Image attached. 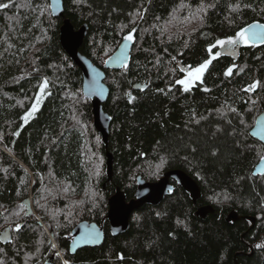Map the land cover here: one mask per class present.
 Segmentation results:
<instances>
[{
	"label": "trees",
	"instance_id": "16d2710c",
	"mask_svg": "<svg viewBox=\"0 0 264 264\" xmlns=\"http://www.w3.org/2000/svg\"><path fill=\"white\" fill-rule=\"evenodd\" d=\"M62 1L63 16H53L49 0H0L9 4L0 9V231L12 233L0 241V264L50 256L65 264L59 250L67 264H100L95 256L110 248L116 264H264V247H256L264 245V174H252L264 145L249 134L264 109V42L243 43L237 58L219 45L207 51L264 23V0ZM64 19L76 29L87 24L79 51L101 68L122 37L135 40L127 66L104 69L105 145L81 70L60 40ZM205 60L212 62L184 91L178 62L194 69ZM174 169L197 181L200 197L172 180L159 204L140 206L127 230L111 235L108 198L120 189L130 199L137 176L155 181ZM81 220L102 222L104 240L71 253Z\"/></svg>",
	"mask_w": 264,
	"mask_h": 264
},
{
	"label": "water",
	"instance_id": "95a60500",
	"mask_svg": "<svg viewBox=\"0 0 264 264\" xmlns=\"http://www.w3.org/2000/svg\"><path fill=\"white\" fill-rule=\"evenodd\" d=\"M50 12L53 16H63L64 7L62 0H49ZM249 26H264L262 22H253ZM254 31L260 34V39L248 40L250 43L259 44L264 42V28L254 27ZM87 32V24L83 23L78 29L64 19L63 24L60 26V40L63 48L72 61L80 68L82 75V93L85 97L91 99V109L93 116V125L100 133L101 140L105 144L108 142L110 116L104 109V103L109 95V87L105 83L104 69H120L127 66L131 50L134 45V37L132 33H128L122 37L118 46L104 61L103 68L97 66L90 58L79 51V47ZM131 39H125L127 36ZM247 35V34H246ZM242 46V41L237 40L234 44H225L220 47V54L237 58ZM119 57V59H117ZM179 69L189 76V65H183L178 62ZM133 87H144V85L134 84ZM249 134L260 141L264 145V109H262L257 116ZM264 157V154L263 156ZM112 155L107 153L106 158V173L111 175L112 171ZM253 175L264 174V159H260L252 170ZM172 180L180 185V187L189 193L190 197L195 201L201 195L200 187L197 181L189 174L182 170L174 169L163 172L162 176L155 181H147L140 176L136 178V189L134 196L127 199L125 193L117 189L108 198V210L105 217L108 219L109 232L111 235H117L127 230L129 226V219L132 213L144 204L157 205L164 197L173 191ZM26 207V214L32 213L30 199L26 198L22 201ZM211 206L207 205L201 207L197 214L204 217L209 211ZM236 213L232 212L229 218H235ZM253 220V219H252ZM11 231L9 228H3L0 231V241L6 243L11 240ZM105 236L104 226L94 221L81 220L78 222L71 231V240L69 243V251L75 253L78 248L83 246H98L100 245ZM44 264H54L53 256L47 258Z\"/></svg>",
	"mask_w": 264,
	"mask_h": 264
},
{
	"label": "snow or ice",
	"instance_id": "6c2138e0",
	"mask_svg": "<svg viewBox=\"0 0 264 264\" xmlns=\"http://www.w3.org/2000/svg\"><path fill=\"white\" fill-rule=\"evenodd\" d=\"M9 7V4H0V9H6ZM239 7V6H237ZM254 27H261L264 28V26H249V28L246 29H241L239 32L236 33V39L233 38H228L226 40H217L215 44L210 45L209 48L207 49V51L211 54L213 52V49L219 45V46H224L225 44H234L237 42V40L240 41H244L245 43L248 42V40H255V39H260L261 36L259 33H257L256 31L253 30ZM247 34V35H246ZM132 37L129 35L127 37H125V39H131ZM219 56V53H215V55L213 56V59H215L216 57ZM117 59H119V57H117ZM211 60H205L202 64L199 65V67H196L194 70L190 69L189 70V79L185 80V79H181V80H177L178 84L184 85V91H188L189 90V83L192 79H199L201 74L204 72L205 69L208 68L209 64H211ZM232 73V69L229 68L227 70V72L225 73V75H230ZM47 80L44 81V83L40 86L41 91H43L46 87H47ZM256 84L253 83L252 85H250L247 89H245V91H251L254 90L256 88ZM36 111V107L33 106L32 111L27 113L25 120H27L28 116H31L33 112ZM233 111H235V109H233ZM262 159H264V157H262ZM17 228H19V225H17ZM257 248H261L264 247V245H256Z\"/></svg>",
	"mask_w": 264,
	"mask_h": 264
},
{
	"label": "rangeland",
	"instance_id": "374dc122",
	"mask_svg": "<svg viewBox=\"0 0 264 264\" xmlns=\"http://www.w3.org/2000/svg\"><path fill=\"white\" fill-rule=\"evenodd\" d=\"M74 29H76V28H74ZM243 43H245L244 41H242ZM103 64H104V62H103ZM199 67V66H198ZM195 69V68H194ZM193 69V70H194ZM181 79H185V80H188L189 79V76L188 77H186V75H184ZM194 80H196V79H192L190 82H193ZM101 137V136H100ZM29 199H30V204H31V207H32V203H31V198H30V196H29ZM32 212H33V208H32ZM25 214H26V211H25ZM36 217L38 218V216L36 215ZM49 234H50V236L51 237H53V232H50L49 231ZM53 245H55L54 243H53ZM60 256V258H61V260H63V262L65 263V264H67L68 263V261L66 260V259H63V255H62V252H60V250H59V253H58ZM47 257V256H46ZM95 260H96V262H98V263H100V264H116L117 263V259L115 258V251L112 249V248H110V249H107V250H104V251H102V252H100V253H98L96 256H95ZM45 261V260H44ZM44 261H43V264H44Z\"/></svg>",
	"mask_w": 264,
	"mask_h": 264
},
{
	"label": "bare ground",
	"instance_id": "6f19581e",
	"mask_svg": "<svg viewBox=\"0 0 264 264\" xmlns=\"http://www.w3.org/2000/svg\"><path fill=\"white\" fill-rule=\"evenodd\" d=\"M22 203V202H21ZM27 210V209H26ZM27 215V214H26ZM106 218V217H105ZM107 219V218H106ZM107 221H108V219H107ZM100 224V223H99ZM108 226H109V224H108ZM11 231V230H10ZM11 235H12V233H11ZM11 238H12V236H11ZM10 241V240H9Z\"/></svg>",
	"mask_w": 264,
	"mask_h": 264
}]
</instances>
